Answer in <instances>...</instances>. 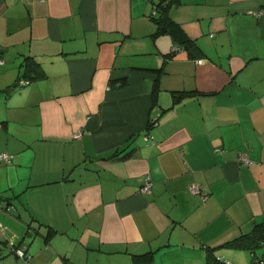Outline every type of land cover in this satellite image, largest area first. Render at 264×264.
<instances>
[{
  "label": "crops",
  "instance_id": "1",
  "mask_svg": "<svg viewBox=\"0 0 264 264\" xmlns=\"http://www.w3.org/2000/svg\"><path fill=\"white\" fill-rule=\"evenodd\" d=\"M159 2L0 0V264H264V0Z\"/></svg>",
  "mask_w": 264,
  "mask_h": 264
},
{
  "label": "trees",
  "instance_id": "2",
  "mask_svg": "<svg viewBox=\"0 0 264 264\" xmlns=\"http://www.w3.org/2000/svg\"><path fill=\"white\" fill-rule=\"evenodd\" d=\"M165 0H160L158 3L160 7V14L156 18L159 23V31L158 32H168L173 40L177 42L180 46H183L188 49V51L194 55V51L198 50L199 47L195 40L191 38L188 33L185 32V30L181 27V25L176 22L170 15L169 8L173 1L175 0H167V2H164ZM20 74L19 78L17 80L16 85H21L20 80L21 79H35L39 77H43L45 75V71L39 62L34 56L28 55L24 58L23 62L20 64ZM115 81H118L120 85L126 84L127 79H112L111 83H114ZM15 85V86H16ZM24 86V85H21ZM158 89V85L155 86V95L154 100H156V90ZM187 94H194V92H176L174 94L175 98L180 99L183 96ZM152 124V123H151ZM2 152V151H1ZM2 160V159H1ZM5 161V160H4ZM2 197L0 196V200ZM50 232L53 231V227H50ZM221 245H227L232 246L235 248H244L248 249L252 252L253 255L257 256L259 250L264 251V220L257 222L253 229L250 232L239 234L231 239L226 240ZM219 245V246H221ZM212 249V248H211ZM214 249H212L213 252ZM145 255V256H144ZM148 256V254H147ZM218 260L220 258L217 256ZM137 261H145L146 260V254H143L142 256H136ZM221 261V260H220ZM258 261L257 259L255 262Z\"/></svg>",
  "mask_w": 264,
  "mask_h": 264
},
{
  "label": "built area",
  "instance_id": "3",
  "mask_svg": "<svg viewBox=\"0 0 264 264\" xmlns=\"http://www.w3.org/2000/svg\"><path fill=\"white\" fill-rule=\"evenodd\" d=\"M259 13H264V9H260ZM3 61H4V59H3L2 55L0 54V63ZM28 82H29L28 79H21L19 83H21V85H26ZM11 157H12V154H10V153L4 152V151L0 152V159H2V160L9 161L11 159ZM245 160L247 162L251 163V160L248 157H245ZM151 187H152V180L149 176H147V177H145V180L142 184V187H141L142 191L144 193H149L151 190ZM196 191H197V188H195V186H193V192H196ZM16 251L19 255H24V253H25L22 248H17ZM225 264H231V261H228L225 259ZM254 264H261V263H260V261H256Z\"/></svg>",
  "mask_w": 264,
  "mask_h": 264
},
{
  "label": "rangeland",
  "instance_id": "4",
  "mask_svg": "<svg viewBox=\"0 0 264 264\" xmlns=\"http://www.w3.org/2000/svg\"><path fill=\"white\" fill-rule=\"evenodd\" d=\"M35 225H36V223H34ZM11 245V244H10ZM9 245V247L7 248V247H3V249H1L0 250V252H2V253H4V254H11L12 252H9V250H12V246H10ZM0 248H2V247H0ZM19 255V254H18ZM20 256H24V255H20ZM13 257H15L18 261H19V259H20V257H17L16 256V254L14 253V256ZM19 258V259H18ZM22 259V258H21Z\"/></svg>",
  "mask_w": 264,
  "mask_h": 264
}]
</instances>
